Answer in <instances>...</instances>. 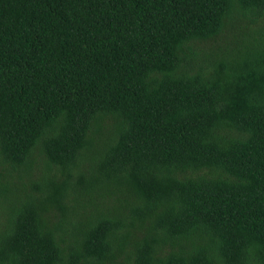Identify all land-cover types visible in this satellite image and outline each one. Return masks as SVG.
Listing matches in <instances>:
<instances>
[{"label": "trees", "instance_id": "16d2710c", "mask_svg": "<svg viewBox=\"0 0 264 264\" xmlns=\"http://www.w3.org/2000/svg\"><path fill=\"white\" fill-rule=\"evenodd\" d=\"M0 264H264V0H0Z\"/></svg>", "mask_w": 264, "mask_h": 264}, {"label": "bare ground", "instance_id": "6f19581e", "mask_svg": "<svg viewBox=\"0 0 264 264\" xmlns=\"http://www.w3.org/2000/svg\"><path fill=\"white\" fill-rule=\"evenodd\" d=\"M255 66H257V64H256ZM121 119H122V118H121ZM117 120H118V119H117ZM114 121H115V120H114ZM124 121H125V120H124ZM117 122H118V121H117ZM119 122H121V120H120ZM113 124H114V123H113ZM115 124H117V123H115ZM145 144H146V143H145ZM150 146H151V145H150ZM14 247H15V246H14ZM10 249H11V248H10ZM173 249H174V248H173ZM165 250H166V249H165ZM171 252H172V251H171ZM172 253H173V252H172ZM176 254H177V253H176ZM176 254H175V255H176ZM169 255H170V254H169ZM171 256H172V255H171ZM184 256H185V255H184ZM184 256H183V257H184ZM183 257H182V258H183ZM168 258H169V257H168ZM172 258H173V257H172ZM243 258H245V257H243ZM246 258H247V257H246ZM166 260L168 261V259H166ZM178 262H179V261H178ZM175 263H176V262H175ZM238 263H240V262H238Z\"/></svg>", "mask_w": 264, "mask_h": 264}]
</instances>
